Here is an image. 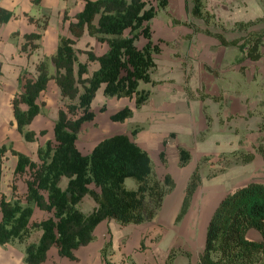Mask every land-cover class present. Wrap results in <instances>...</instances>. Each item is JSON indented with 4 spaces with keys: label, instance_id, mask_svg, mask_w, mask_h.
Here are the masks:
<instances>
[{
    "label": "rangeland",
    "instance_id": "obj_1",
    "mask_svg": "<svg viewBox=\"0 0 264 264\" xmlns=\"http://www.w3.org/2000/svg\"><path fill=\"white\" fill-rule=\"evenodd\" d=\"M203 2L208 12L207 21L192 15V0H169L166 8L158 9L151 20L154 41L162 47L156 55L157 67L152 71L157 83L142 81L139 86L141 90L150 91L149 98L136 107L135 98H108L100 91L93 102L96 116L82 125L77 139L83 153H89L104 137L120 132L128 133L146 148L157 176L163 179L169 173L175 182L159 215L142 224L119 226L120 236L108 230L110 220H106L96 230L95 240L77 250L78 260L62 257L57 247H53L41 264H106L101 254L102 247L109 243L112 247L115 243L120 244L121 249H133L139 263L143 264H167L169 257L173 264H199L209 219L222 198L250 181L264 183V156L258 150L264 147V44L262 57L255 61L244 58L238 45L229 42L234 39L244 42L249 37V30L245 29L248 23L251 30L264 29V0ZM62 3V6L73 4V0ZM49 19L48 13L40 17L37 30L42 37L32 42L39 47L33 50L31 57L21 48L27 40L22 35L15 61H8L13 69L10 72L7 69L5 74V82L13 85V90L4 94L0 91V147L12 145L34 160H38V147L54 138V125L66 99L58 91L56 80L51 79L38 99L43 113L31 125L37 133L35 141H27L19 132L13 99L23 90L21 77L35 76L37 63L56 51V47L46 43ZM218 35L229 43H223ZM14 36L18 46L20 32ZM89 41L86 34L76 44L77 49H82L78 52L82 61H88L86 49L98 53L104 49L102 43ZM89 63L93 71L97 63ZM51 72L55 73L52 67ZM3 74L0 66V80ZM126 105L134 109V115L125 121L113 120L111 114ZM181 147L191 152L187 165L180 163ZM236 150L252 152L255 158L250 162L241 161V156L234 154ZM161 151L165 152V160L161 159ZM3 159V189L8 198H12L14 190L19 195L26 190L25 178L29 175L17 174L15 178L17 156L11 150ZM197 167L201 184L184 218L178 222L176 217L183 205L187 183ZM126 184L129 188L137 187L133 178H127ZM95 206L96 202L89 195L80 203L85 212ZM47 215L37 208L33 221ZM41 233L35 230L25 242L16 240L0 246V264H26L25 247L38 241ZM250 237L260 238L261 235L252 230ZM111 246L106 250L108 256L113 255ZM121 254L118 264H138L132 255Z\"/></svg>",
    "mask_w": 264,
    "mask_h": 264
},
{
    "label": "trees",
    "instance_id": "obj_2",
    "mask_svg": "<svg viewBox=\"0 0 264 264\" xmlns=\"http://www.w3.org/2000/svg\"><path fill=\"white\" fill-rule=\"evenodd\" d=\"M32 1L36 5L42 3ZM154 1L155 4L149 0H80V10L64 9L65 32L59 35L56 51L37 63L35 76L21 77L23 90L14 97L13 109L17 128L27 141L36 140L37 133L31 124L42 111L38 99L51 79L56 80L66 99L54 125V138L38 147V160L12 145L0 147V246L16 240L25 242L33 231H42L38 241L25 247L26 264L45 262L53 247H57L62 257L78 260L77 250L95 240L96 228L102 221L115 220L121 225L152 221L162 210L167 194L175 188L171 174L159 178L149 151L128 133L104 137L89 153H83L77 145L82 125L96 116L93 102L100 91L108 98H135L136 107L149 98L150 91L139 86L142 81L157 83L152 71L157 67L156 55L162 51L161 45L154 41L151 20L158 9L169 4V0ZM192 1V15L207 21L203 0ZM14 16L13 11L0 6V24ZM27 16L40 26V18ZM250 26L251 23L245 25L249 37L244 42L240 43V39L229 42L238 45L244 58L256 61L263 55L264 29L251 30ZM86 34L90 41L102 43L104 49L101 53L86 49L88 61H82L78 54L82 49H77L76 44ZM218 36L223 43H229L222 35ZM24 37L27 40L21 48L31 57L39 47L32 42L41 38L42 33L26 32ZM90 61L97 63L93 71ZM133 115L134 109L126 105L111 114V118L125 121ZM8 150L17 156L15 178L17 174L29 175L25 178L26 190L20 195L14 190L12 198L3 189V157ZM258 150L264 156V147ZM234 154L244 162L255 158L254 153L242 150ZM164 155L161 151L162 160ZM190 160V150L181 147L180 163L187 165ZM127 178H133L137 187L129 188ZM201 179L197 167L187 183L176 221L187 213ZM87 195L96 202L90 212L80 208ZM37 208L48 215L33 221ZM252 230L261 237H250ZM109 246L110 243L104 245L102 256L108 264H114L107 258ZM167 264H173L171 257ZM199 264H264L263 182L243 184L218 203L206 228Z\"/></svg>",
    "mask_w": 264,
    "mask_h": 264
},
{
    "label": "crops",
    "instance_id": "obj_3",
    "mask_svg": "<svg viewBox=\"0 0 264 264\" xmlns=\"http://www.w3.org/2000/svg\"><path fill=\"white\" fill-rule=\"evenodd\" d=\"M65 1L67 0H42V3L40 5H36L33 3L32 0H0V6L9 9L16 14V16H14L8 22H4L0 24V66L2 68V71L4 72L2 76L3 78L0 80L2 82V84H0V91L3 92V94L5 92L13 90L12 87L13 85L11 86L9 82H5V74L7 73V69H9V72L10 70L13 69V66L8 61H15L14 55L16 54V51L18 52L19 48L21 47L22 35H24V33L26 32L37 30L36 24L29 20L27 14L33 15L36 18H40L43 14L48 13L50 19L46 27V35H48V37L46 38V43L47 46L51 45V47L54 46L57 48L59 43V35L65 32V27L62 23L63 10L66 8H70L71 11L73 9L80 10L82 6L80 0H73V4L70 3L62 6L63 4L62 2ZM17 31L20 32V39L18 40L19 41L18 46H16V40H15L16 37L14 36ZM52 69L55 68L52 66ZM3 82L6 84H3ZM58 91L61 93L60 87L58 88ZM42 113H43V109L40 112V114H38L35 117L33 122L40 115H42ZM105 221H102L98 225L96 230ZM108 224H109L108 230L112 231L113 233L115 232L114 233L115 236H120L121 233H119L118 231H119V226H121V224H119L115 220H110ZM111 250L113 252V255L110 254L109 256L107 255V257L108 260H110L114 264L120 263L121 257L123 256V254L121 253L124 252L127 255H132V257L138 261L137 253H135V251L131 248L127 249V247L126 248L124 247V249H121L120 244L116 245L114 243L113 247L111 246ZM111 255L112 257L114 256L113 259L111 258ZM133 264L135 263L133 262ZM138 264H143V263H139L138 261Z\"/></svg>",
    "mask_w": 264,
    "mask_h": 264
}]
</instances>
